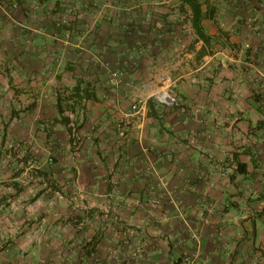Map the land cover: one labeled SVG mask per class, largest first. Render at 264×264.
I'll return each instance as SVG.
<instances>
[{
    "label": "crops",
    "instance_id": "obj_1",
    "mask_svg": "<svg viewBox=\"0 0 264 264\" xmlns=\"http://www.w3.org/2000/svg\"><path fill=\"white\" fill-rule=\"evenodd\" d=\"M99 9L92 3L91 11ZM131 10L122 16L108 10L117 17L109 24L93 21L89 39L85 27H77L81 39L48 46L50 56L75 63L82 55H103L127 79L122 89L104 85L85 91L91 96L80 122L97 126L91 159L100 167L86 169L80 181L87 188L129 192L122 199L108 195L119 216L91 220L92 253L78 263L264 264V101L254 99L258 92L250 80L256 72L264 76L263 14L245 22L238 9L226 8L225 16L220 8L202 7V20L197 26L193 12L187 37L171 29L167 37L164 30L149 33L147 10ZM133 45L157 46L156 81L176 89L177 107L149 102L140 114L133 109L139 91L130 84L142 76L140 65L147 66V60L133 57ZM92 70L95 79L104 75ZM73 90L84 94L77 83ZM132 189L141 198L155 197L159 207L153 212L141 198L131 201ZM1 223L0 240L15 238ZM3 249L0 245V264H33L24 252ZM71 254L66 248L62 258L67 262Z\"/></svg>",
    "mask_w": 264,
    "mask_h": 264
},
{
    "label": "rangeland",
    "instance_id": "obj_2",
    "mask_svg": "<svg viewBox=\"0 0 264 264\" xmlns=\"http://www.w3.org/2000/svg\"><path fill=\"white\" fill-rule=\"evenodd\" d=\"M259 1L0 0V219L1 224L8 225L6 235H16L0 240L4 248L1 251L18 249L33 264H82L77 259L92 253L91 220L99 216L106 221L107 215L119 216V209L110 203L114 200L108 195L113 193L122 199L129 192L87 188L82 179L80 181L86 177L83 175L86 169L100 167L99 164L94 166L91 159L95 146L91 135H95L97 126L80 122L88 111L91 96L85 91L104 85L122 89L127 86V79L122 78L112 61L103 55L92 58L82 55L76 63L58 54L50 56L51 42L58 48V44L69 45L84 36L89 39L93 21L98 19L100 23L109 24L117 17L109 15L110 9L121 11L118 16L126 9H132L131 12L145 9L149 12L148 27L153 29L149 33L159 34L164 30L170 37L172 30L187 37L194 12L191 2L200 3L203 8H220L225 16L229 14L226 8L238 9L240 18L244 17L240 21L255 22L259 21L258 15L264 16V4ZM92 3L100 7L98 13L91 11ZM254 4V10L248 8ZM83 26L84 36H76L74 31L77 33V27ZM138 32L134 29V33ZM156 47H131L136 54L133 57L140 63L147 60V66L138 63L142 76L130 84L139 91L133 99L137 104L146 91L147 96H154L150 101L158 103L155 96L167 90L179 104L176 89L156 81L159 74L156 69L161 65ZM91 68L104 74L102 78L95 79L96 75L90 74L95 70ZM256 74L250 79L256 88H252L253 92H258L254 99L264 101L261 92L264 76ZM113 78L116 83H112ZM76 83L84 89V94H73ZM74 128L81 136L80 142L73 137ZM131 191L130 200L139 201L141 191ZM141 200L153 212L159 207L160 202L155 197ZM79 239H83L84 246L77 244ZM195 240L199 241L198 236ZM18 241L23 242L24 248L16 247ZM78 246L81 251H77ZM66 248L72 253L67 262L62 258Z\"/></svg>",
    "mask_w": 264,
    "mask_h": 264
},
{
    "label": "built area",
    "instance_id": "obj_3",
    "mask_svg": "<svg viewBox=\"0 0 264 264\" xmlns=\"http://www.w3.org/2000/svg\"><path fill=\"white\" fill-rule=\"evenodd\" d=\"M17 7V5L15 4V8ZM115 77H117L115 75ZM112 83H116V79L113 78ZM154 96H145L142 97L137 104H135L133 106V109L137 112V113H142L143 111H145V108L147 107L148 103L150 102V100L153 98ZM156 101L166 107H170L173 108L175 106L178 105L176 98L167 90H162L160 93H158L156 96ZM73 137L75 139L76 142H80L81 141V136L79 135V133L77 132V130L74 128L73 129ZM194 239H197V236L194 235L193 237ZM185 264H196V260H188Z\"/></svg>",
    "mask_w": 264,
    "mask_h": 264
},
{
    "label": "trees",
    "instance_id": "obj_4",
    "mask_svg": "<svg viewBox=\"0 0 264 264\" xmlns=\"http://www.w3.org/2000/svg\"><path fill=\"white\" fill-rule=\"evenodd\" d=\"M192 4V8L193 11L195 12V24L198 26V23L202 20V5L200 3H193ZM154 101H150V103L152 104Z\"/></svg>",
    "mask_w": 264,
    "mask_h": 264
}]
</instances>
